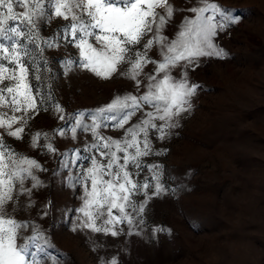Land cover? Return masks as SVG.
Segmentation results:
<instances>
[{
  "label": "rangeland",
  "instance_id": "rangeland-1",
  "mask_svg": "<svg viewBox=\"0 0 264 264\" xmlns=\"http://www.w3.org/2000/svg\"><path fill=\"white\" fill-rule=\"evenodd\" d=\"M164 2L163 8L154 5L158 15L153 31L133 46L146 57L133 79L131 64H119L107 77L84 67L85 58L77 47L83 34L73 37L66 30L70 19L55 15V0H43L45 15L31 31V40L23 41L28 54L20 56L28 69V88L22 90L34 98L35 106L13 111V94L0 93L4 122L0 165L5 173L0 176L4 181L0 195L12 197L4 201L3 218L20 225L16 243L28 247V264L33 256L37 264H111L113 260L117 264H264V0ZM211 4L221 11L231 10L225 14L238 16L239 23L225 21L220 12L208 7ZM194 8L208 10L201 13ZM66 14L70 18L71 13ZM159 15L165 17L162 25ZM210 17L213 23L225 25L211 39L214 48L226 55L188 57L185 53V59L169 65L170 83L185 81L196 87L187 98L186 110L160 121L163 113L140 98L148 93L150 84L164 78L165 72L158 71V66L164 62L167 46L176 42V52H184V46L194 44L195 33ZM10 23L16 26L18 22ZM89 30L94 35L87 38L88 43L99 51L102 45L94 37L102 33ZM181 32L186 35L181 37ZM148 39H153V46L145 49ZM0 43L9 46L13 42ZM202 47L206 53L214 51ZM5 55L11 53H0V59ZM11 63L4 62L5 71L0 75H12ZM15 74L20 76L18 66ZM6 83L15 86L0 80V87ZM15 95L23 105V97ZM125 96L137 97L139 106L132 108L128 102L127 110L134 114L121 127L111 118L123 115L119 106L112 112L100 110ZM148 119L163 128V138L156 128L143 125ZM137 125L148 127L150 150L139 158V168L130 160L127 170L134 182L148 187L131 193L126 218L118 209L109 216L105 207L104 215L95 219L96 227L118 231L117 235L96 232L86 226L91 221L81 211L93 217L101 211L91 196L92 176L112 179L109 172L117 171L115 167H99L109 162L112 152L121 157L120 163L124 155H135V148L120 152L111 141H120L123 148L132 139L128 129ZM17 128L23 132L9 134ZM37 133L39 138L34 141ZM137 140L143 150L144 134L138 133ZM105 142L110 144L108 149L102 147ZM23 158L35 160L40 167H31L29 175L22 171L30 167L20 162ZM89 169H94L92 175ZM157 183L163 189L159 194ZM102 187L98 184L97 191ZM86 201L92 203L86 206ZM117 217L120 219H114ZM106 219H113V224L107 225Z\"/></svg>",
  "mask_w": 264,
  "mask_h": 264
},
{
  "label": "snow or ice",
  "instance_id": "snow-or-ice-1",
  "mask_svg": "<svg viewBox=\"0 0 264 264\" xmlns=\"http://www.w3.org/2000/svg\"><path fill=\"white\" fill-rule=\"evenodd\" d=\"M155 4H159L161 8L165 6L164 0H55L54 11L57 17H63L65 20L70 19V23L67 25L66 30L70 29L73 37L78 36L79 33L83 34V37L78 40L77 47L81 49L82 55L85 58L86 63L83 65L84 67L90 68V70L97 75L107 77L117 70L119 64H131L132 78L135 79L139 71L142 70V63L146 57L140 52H135L133 46L139 45L141 39L148 32L153 31L152 24L155 22L158 15L154 11ZM145 5L147 6V10H145ZM208 7L214 12H220L225 21H230L233 24L239 23L238 16H228L225 14L226 11L231 10L221 11L216 4H211ZM77 10L80 11L79 16L76 14ZM207 10L208 8L193 9L194 12L199 11L201 13ZM66 13H71L70 18ZM167 14L169 16L172 14L171 7L167 8ZM44 15L45 8L43 6V0H0V41L7 40L13 42L9 46L0 43V53H11V55H5L3 59H0V73L5 71L3 67L4 62L8 60L12 61L9 65L12 75L8 78L0 75V80H7L15 84L13 87L8 86L6 83L4 87H0V93L6 91L9 94H13L11 98V104L14 106L13 111H27L35 106L34 98L26 94V91H23L28 88L25 82L28 69L24 67L26 61H20V56L22 54H28L27 50L23 48V41L26 38L31 40V31L37 27V21ZM164 19L165 17L163 15H159L161 25L164 23ZM11 21H16L18 23L16 26H12L10 23ZM224 26L225 25L213 23V18L210 17L195 33L196 39L194 44L192 46H184V52H176V42L167 46V54L164 55V62L160 63L158 66V71L165 72L164 78L160 80L159 83L150 84L148 93L140 98L145 104H155L157 111L163 113L158 117L160 121L171 120V118L180 111L186 110L184 105L189 103L187 98L192 95L196 87L195 85L189 86L185 81L170 83L172 78L166 72L169 65H174L176 61L185 59V53L188 57L213 54L216 56L226 55L222 49L214 48L211 39L217 34V28H223ZM24 28H28L29 31L26 32ZM89 29H99L102 33V35H95L94 37L95 40L102 45L99 51L97 48L93 47L92 44L88 43L87 38L94 35V32ZM185 35L184 32L180 33L181 37ZM155 39L163 41L164 37H155ZM153 42V39H148L143 47L149 49L153 46ZM202 45L209 49H214V51L206 53ZM48 46L53 47L55 45L53 43H48ZM40 51L42 52L43 49H40ZM129 53H133V55H129ZM172 53H175V55H168ZM147 62L155 63L150 60ZM17 66L20 70L19 77L15 74ZM36 78L39 79L40 77L37 76ZM149 79L155 80V77H150ZM15 93L23 97V105L16 99ZM2 100L3 96L0 95V101ZM129 101L131 102L132 108L139 106L137 97L125 96L123 100L117 98L108 106L107 110L101 109L100 112H112L119 106L120 110L123 111V115L118 119L116 116L111 118L117 120L119 125L123 127L124 123L134 114L133 111L127 110L130 107ZM161 104H163L162 108L160 107ZM57 107L59 111H63V109H59V106ZM148 115L149 117L152 116L151 113ZM16 119V117H12L13 121ZM77 123H79V121ZM143 125L156 128L157 131L161 132V138H163V128L158 127L151 119L144 120ZM166 126L173 127L175 125L166 124ZM3 127L4 122L3 119L0 118V128ZM7 127L10 129L12 127L11 123H9ZM148 127L137 125L136 128H129L128 132L132 139L130 141L126 140L123 148L120 147V141H111V143L116 146L117 151L120 152H127L128 149L135 148V155L131 157L124 155L123 163H120L121 157H117L116 152H112L109 162L106 165L99 166L101 169L109 170L115 167L117 171L109 172L112 179L105 180L102 177L97 179L96 176H92L91 196L94 198L98 209H101V211L97 212L96 217H93L92 213L84 209L81 211H83L85 216L91 221L87 223L86 226L92 228L94 231H111L112 235H117L118 231H112L107 227H96L95 219L104 215L102 210L105 209V207H107L109 216H111L113 209H118L121 213H125L126 205L131 204L129 200L131 193L133 191H138L139 187H148L147 183L138 185L134 182L131 179L132 173L127 170L130 160L131 163L139 168V158L149 154L150 148L147 140ZM21 132H23V129L17 128L9 134L18 136ZM138 133L144 134L143 150L138 146ZM39 135V133L36 134L34 141L39 138ZM98 138L101 140L104 139L103 137ZM3 147L4 145L0 144V149ZM102 147L108 149L110 144L105 142ZM48 148L54 151L51 145H48ZM3 155V152H0V159H2ZM101 155H108V153L101 151ZM20 162L30 166L22 170L29 175H32L31 167H40L35 160L23 158ZM152 167L155 168L156 166L153 165ZM93 171L94 169H89V174L92 175ZM4 174L3 166L0 165V176ZM8 175L11 176L12 173H8ZM16 175H19V172H17ZM34 178L35 177H33V179ZM3 183L4 181L0 180V184ZM10 183L11 181H9V184ZM98 184L103 185L99 192L97 191ZM162 190L161 185L157 183L156 193L159 194ZM5 199H12V197L0 195V264H28V260L26 259V257L30 255L28 247L25 246L20 248L16 243L17 228L20 227V225L14 220H5L3 218L5 214V209L3 207ZM90 203H92V201H86V206ZM140 210H143V205H141ZM114 219L119 220L120 218L117 217ZM105 223L107 225H112L113 219H106ZM128 223H132L130 218H128ZM32 264H37L35 256L32 257ZM111 264H117V262L113 260Z\"/></svg>",
  "mask_w": 264,
  "mask_h": 264
}]
</instances>
